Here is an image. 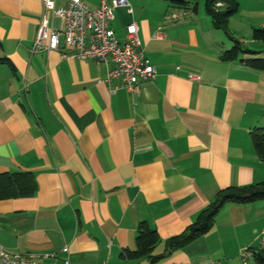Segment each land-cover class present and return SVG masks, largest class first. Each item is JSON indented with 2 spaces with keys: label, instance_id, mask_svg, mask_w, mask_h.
<instances>
[{
  "label": "crops",
  "instance_id": "1",
  "mask_svg": "<svg viewBox=\"0 0 264 264\" xmlns=\"http://www.w3.org/2000/svg\"><path fill=\"white\" fill-rule=\"evenodd\" d=\"M256 1L238 0L228 20L240 41L264 26ZM41 11V0H0V174L35 181L31 195L0 199L1 246L53 264H149L122 255L141 221L156 230L150 254L159 255L218 190L264 179L250 140L264 127V70L220 59L231 45L204 1L192 10L129 0L114 10L116 36L134 22L156 70L137 93L104 81L111 64L63 56L62 36L58 50L32 51ZM262 246L264 199L226 204L207 233L156 264H249Z\"/></svg>",
  "mask_w": 264,
  "mask_h": 264
},
{
  "label": "built area",
  "instance_id": "2",
  "mask_svg": "<svg viewBox=\"0 0 264 264\" xmlns=\"http://www.w3.org/2000/svg\"><path fill=\"white\" fill-rule=\"evenodd\" d=\"M65 4L56 6L55 0H41L42 11L38 19L36 35L31 47L36 50H58L60 36L69 51L65 57L80 60L93 59L103 64H111L104 81H119L118 85L131 93L140 90L142 82L150 81L156 74L155 67L145 56L138 36V27L132 22L125 26L123 37L116 36L112 27L114 10L129 6V0H100L98 7L91 8L82 0H64ZM220 5V3H217ZM53 17L59 19V26L52 23ZM161 29V28H159ZM160 31L153 34L159 38ZM190 79L198 76L189 75ZM64 251L66 248L63 249ZM248 251L242 256L246 258ZM53 256L43 254L42 257ZM36 255H23L12 252L0 245V264H53L38 260ZM61 264H72L63 258ZM209 264H219L211 262Z\"/></svg>",
  "mask_w": 264,
  "mask_h": 264
},
{
  "label": "trees",
  "instance_id": "3",
  "mask_svg": "<svg viewBox=\"0 0 264 264\" xmlns=\"http://www.w3.org/2000/svg\"><path fill=\"white\" fill-rule=\"evenodd\" d=\"M179 7L196 9L197 0H168ZM207 15L210 16L214 28L225 32L231 41V46L220 54L223 61L239 60L247 67L264 70V58L258 57V51L242 46V42L228 32V20L238 10V0H203ZM220 3V5H217ZM251 40L264 44V26L253 28ZM246 55H249L247 57ZM244 56H246L244 58ZM250 140L258 158L264 162V127L255 128L250 132ZM35 190V181L30 172H6L0 174V199L20 196H29ZM264 199V179L243 186H228L216 192L210 203L202 209L196 219L181 233L171 236L164 241V251L159 255H151L153 247L160 238L156 230L147 222L141 221L138 225L135 238V249L123 252L127 258L149 257V264H156L161 258L174 250L184 246L193 239L207 233L213 226L215 217L226 204H246ZM253 262L249 264H264V246L255 249L252 253Z\"/></svg>",
  "mask_w": 264,
  "mask_h": 264
},
{
  "label": "rangeland",
  "instance_id": "4",
  "mask_svg": "<svg viewBox=\"0 0 264 264\" xmlns=\"http://www.w3.org/2000/svg\"><path fill=\"white\" fill-rule=\"evenodd\" d=\"M199 2L202 4V6H203V0H199ZM258 4H260L261 2H263V0H257L256 1ZM220 30V29H219ZM223 34H224V37H225V40L227 41V42H229L230 44L229 45H231L232 43H231V41L228 39V37L225 35V33L222 31V30H220ZM228 32L232 35V36H234V37H236V38H238V36H236L234 33H232L231 31H229V29H228ZM241 42H242V46H244V47H248L249 49H251V50H254V51H258V54H257V56L258 57H262V58H264V44L263 43H261V42H259V41H249V40H241ZM230 46H228L227 48H229Z\"/></svg>",
  "mask_w": 264,
  "mask_h": 264
}]
</instances>
